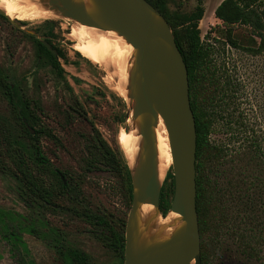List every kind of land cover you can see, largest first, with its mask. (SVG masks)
Segmentation results:
<instances>
[{
	"label": "rangeland",
	"instance_id": "374dc122",
	"mask_svg": "<svg viewBox=\"0 0 264 264\" xmlns=\"http://www.w3.org/2000/svg\"><path fill=\"white\" fill-rule=\"evenodd\" d=\"M7 1L0 0L3 3ZM221 2L204 0L205 13L199 23L201 35L214 46L215 66L218 69L225 66L233 82L239 83L240 109L252 119L264 149V53H249L225 39L226 27L215 16V9ZM167 4L171 11L190 12L198 0H167ZM260 4L264 7V0H260ZM11 5L15 10H31L28 16L32 19L15 24L0 15V66L12 81L20 84L27 96L39 101L42 106L36 114L35 128L40 130L37 145L42 147L55 167L66 172L68 178L81 182L83 209L89 205L96 212L106 213L126 236L133 200L122 185L121 177L103 165L88 167L87 140L99 132L114 148L117 147L115 144H119L125 157L119 134L122 129H131L128 122L131 112L128 78L131 70L127 59L123 54L118 56L121 73L118 82L112 72L92 62L74 47L76 40L70 36L74 22L70 18L63 15L44 19L38 17L35 10L40 5L39 0H13ZM47 19L55 22L57 37L53 38V42L65 54L64 58H60L65 69L64 77L55 72L47 59L38 58L34 39L26 34ZM232 37L240 43H248L250 32L246 26L238 24L232 30ZM119 85L123 86V91ZM71 115L76 121H68ZM2 124L10 126L17 140L32 141L22 133L12 106L0 89L1 145ZM225 136L226 133L217 131L212 134V139ZM23 187L20 176L5 163V156H0V208L13 212L12 216L21 219L23 224L30 221L39 229L37 234L21 231V242L16 250H12L0 221V264H63L64 258L55 247L58 239L85 251L96 264L125 263L118 251L107 247L96 236L93 226L72 209L73 204L67 198L60 199L57 206H47L28 196L22 191ZM174 188V170L171 167L161 192V196L165 193L168 211ZM160 210L163 213L162 208ZM207 252V264H259L244 257L237 244L227 237L214 241Z\"/></svg>",
	"mask_w": 264,
	"mask_h": 264
},
{
	"label": "trees",
	"instance_id": "16d2710c",
	"mask_svg": "<svg viewBox=\"0 0 264 264\" xmlns=\"http://www.w3.org/2000/svg\"><path fill=\"white\" fill-rule=\"evenodd\" d=\"M148 1L168 20L188 67L191 104L197 125V209L202 264H207L209 246L224 237L237 244L240 253L248 260L264 264V149L252 119L240 109L239 83L233 82L225 66L223 69L215 66L214 46L202 38L199 23L205 13L204 0H198L190 12L171 11L167 0ZM215 16L226 27L225 39L233 46L255 55L264 53V7L260 0H222L215 9ZM54 24L53 20H45L26 34L34 39L38 58L47 59L55 72L64 77L65 69L60 58L65 54L53 42L57 37ZM238 24L248 28V43H240L232 37V30ZM43 40L52 44L57 50L56 55ZM0 89L12 106L22 133L32 138L31 142L17 140L10 126H1L3 145L0 144V156L4 155L5 163L20 176L24 184L22 191L47 206H57L60 199L67 198L73 204L72 209L93 226L96 236L107 247L118 251L122 261L125 260V233L106 213L96 212L89 205L83 209L81 182L68 178L66 172L55 167L42 147L37 145L40 130L35 124L37 111L42 110L40 102L27 96L1 66ZM68 121L76 119L71 115ZM217 131L226 133V136L212 139V134ZM115 145L116 148L96 132L87 140L88 167L103 165L121 177L122 185L133 200L131 170L119 144ZM165 202L164 193L161 208L166 215ZM12 214L10 210L0 208L4 237L12 244V250H16L21 242V231L37 234L39 229L30 221L29 226L23 224ZM55 247L64 258L63 264H96L88 253L61 239Z\"/></svg>",
	"mask_w": 264,
	"mask_h": 264
},
{
	"label": "water",
	"instance_id": "95a60500",
	"mask_svg": "<svg viewBox=\"0 0 264 264\" xmlns=\"http://www.w3.org/2000/svg\"><path fill=\"white\" fill-rule=\"evenodd\" d=\"M94 1L99 9L97 18L90 15L83 4L73 0L41 2L58 16L120 32L136 52L132 80L136 100L133 118L142 117L140 133L144 139V157L135 171L130 168L133 202L127 222L124 264H202V237L197 209V125L184 56L168 20L148 0ZM0 14L8 17L1 9ZM9 20L15 24L20 21ZM43 43L53 54H57L51 43L47 40H43ZM158 115L163 117L168 129L173 156L175 188L169 211L180 213L185 224L169 240L137 247L135 234L139 206L145 202L151 203L160 215H165L160 210L163 183L157 178L153 136V125Z\"/></svg>",
	"mask_w": 264,
	"mask_h": 264
},
{
	"label": "bare ground",
	"instance_id": "6f19581e",
	"mask_svg": "<svg viewBox=\"0 0 264 264\" xmlns=\"http://www.w3.org/2000/svg\"><path fill=\"white\" fill-rule=\"evenodd\" d=\"M11 1L13 0H8L7 3L0 2V9L9 18L20 21L32 19L31 16H28L31 10H15L14 6L11 5ZM39 1L40 5L35 10L38 17L42 19L58 17L55 11L49 10L43 5L41 2L43 0ZM73 1L77 4H83L90 15L95 18L98 17L99 9L94 0ZM73 22L70 36L76 40L74 47L92 62L112 72V75L117 78L118 82L121 77L117 64L118 56L123 54L125 59H127L128 66L131 70L128 78V88L131 92V94H128V101L131 105L128 122L131 123V129H122L120 131L119 142L130 168L135 171L144 157V139L140 133L142 117L139 116L137 119L133 118L136 104L134 98L135 86L132 83L137 59L135 49L131 42L116 30L85 25L77 20ZM121 84L123 85L122 81ZM119 87L121 91L124 90L123 86L119 85ZM153 136L155 140L157 178L160 183H163L168 175L169 169L172 167L173 156L168 129L161 115H158L155 119ZM137 218L138 228L135 234V244L137 247H145L154 242L169 240L185 224L180 213L169 211L166 216H162L157 211V208L148 202L142 203L139 206L137 209Z\"/></svg>",
	"mask_w": 264,
	"mask_h": 264
},
{
	"label": "flooded vegetation",
	"instance_id": "af4514ba",
	"mask_svg": "<svg viewBox=\"0 0 264 264\" xmlns=\"http://www.w3.org/2000/svg\"><path fill=\"white\" fill-rule=\"evenodd\" d=\"M52 45V44H51ZM53 47V46H52ZM57 51V50H56ZM34 130V129H33ZM35 131V130H34ZM125 256V255H124Z\"/></svg>",
	"mask_w": 264,
	"mask_h": 264
}]
</instances>
